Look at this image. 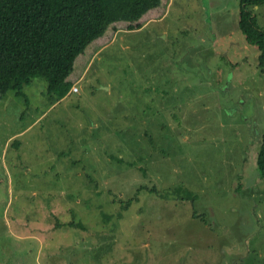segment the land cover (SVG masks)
I'll use <instances>...</instances> for the list:
<instances>
[{"label":"rangeland","instance_id":"rangeland-1","mask_svg":"<svg viewBox=\"0 0 264 264\" xmlns=\"http://www.w3.org/2000/svg\"><path fill=\"white\" fill-rule=\"evenodd\" d=\"M238 11L169 0L63 99L35 78L0 100V264H264V73Z\"/></svg>","mask_w":264,"mask_h":264},{"label":"trees","instance_id":"trees-1","mask_svg":"<svg viewBox=\"0 0 264 264\" xmlns=\"http://www.w3.org/2000/svg\"><path fill=\"white\" fill-rule=\"evenodd\" d=\"M169 0H0V100L35 78L48 92L64 96L83 77L86 65L122 30L142 29L161 19ZM264 0H239L238 27L248 44L261 51L264 30L252 8ZM258 167L264 179V133ZM73 225V224H72Z\"/></svg>","mask_w":264,"mask_h":264},{"label":"crops","instance_id":"crops-1","mask_svg":"<svg viewBox=\"0 0 264 264\" xmlns=\"http://www.w3.org/2000/svg\"><path fill=\"white\" fill-rule=\"evenodd\" d=\"M170 5V4H169ZM239 12V11H238ZM239 19V18H238ZM238 23V22H237ZM146 26H144L141 30H143L144 28H145ZM85 73V72H84ZM73 87H75V86H73ZM73 89V88H72ZM71 89V90H72ZM71 90L68 92V93H70L71 92ZM67 96V95H66Z\"/></svg>","mask_w":264,"mask_h":264},{"label":"built area","instance_id":"built-area-1","mask_svg":"<svg viewBox=\"0 0 264 264\" xmlns=\"http://www.w3.org/2000/svg\"><path fill=\"white\" fill-rule=\"evenodd\" d=\"M76 90H78V88H76V87H73V91H76Z\"/></svg>","mask_w":264,"mask_h":264}]
</instances>
